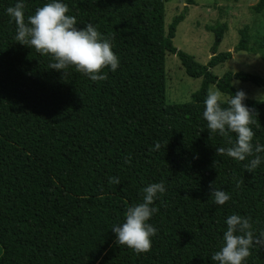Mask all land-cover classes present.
Segmentation results:
<instances>
[{
  "label": "trees",
  "instance_id": "1",
  "mask_svg": "<svg viewBox=\"0 0 264 264\" xmlns=\"http://www.w3.org/2000/svg\"><path fill=\"white\" fill-rule=\"evenodd\" d=\"M16 2L0 0V264H217L211 256L227 217H251L254 234L264 232V159L251 173L245 165L254 156L216 155L236 134L210 135L203 118L211 84L230 96L238 91L235 79L264 87L263 75L213 72L233 56L216 51L226 23L201 64L175 46L186 9L167 28V0H61L77 26L92 23L119 58L115 72L102 70L106 80L92 81L71 66L65 75L49 68L50 55L15 40L6 9ZM24 2L27 20L51 0ZM254 9L262 12L264 0ZM251 41L244 26L236 50L261 51L264 59V37L258 47ZM168 53L202 78L190 102L167 103ZM243 102L254 110L253 144L264 145V100ZM112 177L119 183L109 184ZM161 181L166 190L148 221L157 229L151 250L118 245L112 227L142 202L144 187ZM212 181L230 195L224 205L209 195ZM251 253L244 264H264V246Z\"/></svg>",
  "mask_w": 264,
  "mask_h": 264
},
{
  "label": "clouds",
  "instance_id": "2",
  "mask_svg": "<svg viewBox=\"0 0 264 264\" xmlns=\"http://www.w3.org/2000/svg\"><path fill=\"white\" fill-rule=\"evenodd\" d=\"M25 7L24 0H17L14 6L6 9L16 25L15 40L41 55H50L54 62L49 68L63 70L65 75L64 70L71 66L92 81H103L107 79L106 74H101L103 69L110 68L115 72L119 67L120 61L112 50L110 39L103 37L92 23L78 27L76 17L68 14L66 3L51 0L37 7L27 20ZM245 99L246 94L242 90L225 97L218 88L209 89L204 101L203 118L210 135L218 133L229 137L230 133L236 134L235 141L229 138L230 147L216 148V155H227L237 161H245L247 157L254 156L245 165V169L252 173L264 159L260 155L264 152V145L253 144L255 132L251 125L256 124V121L253 119L254 110L243 102ZM160 147L157 142L155 148ZM113 183L118 184L119 178H109V184ZM214 183H209V195L216 204L224 205L230 195L216 188ZM165 190L163 181L151 183L142 189V202L129 206L124 222L111 229L118 245H125L138 254L151 250V238L156 235L157 229L148 221L158 211V208L152 206L154 201ZM226 225L220 250L212 254L211 261L217 264H244L252 254L254 245L264 246V232L259 236L254 234L251 217L232 214L227 217Z\"/></svg>",
  "mask_w": 264,
  "mask_h": 264
},
{
  "label": "rangeland",
  "instance_id": "3",
  "mask_svg": "<svg viewBox=\"0 0 264 264\" xmlns=\"http://www.w3.org/2000/svg\"><path fill=\"white\" fill-rule=\"evenodd\" d=\"M259 0H167L166 27L173 18L184 12L185 18L177 27L174 44L177 48L192 54L201 64H207L213 55L216 43V29L227 24L222 42L217 45V53L232 51V58L212 68L219 77L229 71H246L264 76V59L257 53L236 50L240 40V29L249 27L252 41L258 47L264 37V10L257 12L254 6ZM166 100L168 104L186 103L193 100V94L202 85V78H194L186 73L176 54L166 56ZM233 85L245 92L246 97L264 100V87L252 82L235 79ZM218 88L211 84L209 89ZM219 89V88H218ZM220 90V89H219ZM221 91V90H220ZM223 92V91H221ZM225 97H230L223 92Z\"/></svg>",
  "mask_w": 264,
  "mask_h": 264
}]
</instances>
